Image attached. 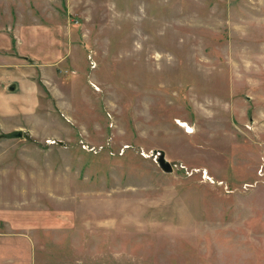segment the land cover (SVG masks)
I'll return each instance as SVG.
<instances>
[{"label": "rangeland", "instance_id": "rangeland-1", "mask_svg": "<svg viewBox=\"0 0 264 264\" xmlns=\"http://www.w3.org/2000/svg\"><path fill=\"white\" fill-rule=\"evenodd\" d=\"M0 63V264H264V0H0Z\"/></svg>", "mask_w": 264, "mask_h": 264}, {"label": "crops", "instance_id": "crops-1", "mask_svg": "<svg viewBox=\"0 0 264 264\" xmlns=\"http://www.w3.org/2000/svg\"><path fill=\"white\" fill-rule=\"evenodd\" d=\"M9 70L10 69L7 68L6 64L0 63V88L9 86L10 85V82H11V84H13V85L10 86V89H11L10 92L11 93H14L15 92V89H16V84H14L13 81L18 82L19 79H21V80H23V79L20 78L19 75L17 76V74L15 72L13 73V72H11ZM35 84H36V82L34 84H32V85L34 86L35 90L37 91L38 89H37V86ZM13 87H15V89H13ZM30 94L28 93L27 96H29ZM32 96L34 97L33 98V101H34L35 100V93H32ZM1 97H3V95H1ZM1 108H3V107H1ZM9 111H7V108L5 107L4 108V112H2L1 116L4 117L5 116L4 114H6V117L8 116L7 118L10 117V119H17V120H19V118L23 116V115H20V114H16V111H15L14 108H10ZM15 128L16 127H13L12 130L14 131ZM15 131H20V130H15Z\"/></svg>", "mask_w": 264, "mask_h": 264}, {"label": "water", "instance_id": "water-1", "mask_svg": "<svg viewBox=\"0 0 264 264\" xmlns=\"http://www.w3.org/2000/svg\"><path fill=\"white\" fill-rule=\"evenodd\" d=\"M22 132L21 131H12L4 134L3 136L7 138H12V139H18L22 137ZM157 163L161 167V169L165 172H169L172 170V166L168 161L165 160L164 158V153L160 152L158 153V158H157Z\"/></svg>", "mask_w": 264, "mask_h": 264}]
</instances>
